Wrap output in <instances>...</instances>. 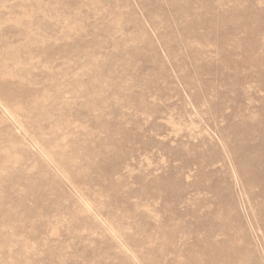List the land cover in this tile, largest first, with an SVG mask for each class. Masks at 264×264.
<instances>
[{"label":"rangeland","instance_id":"obj_1","mask_svg":"<svg viewBox=\"0 0 264 264\" xmlns=\"http://www.w3.org/2000/svg\"><path fill=\"white\" fill-rule=\"evenodd\" d=\"M0 264H264V0H0Z\"/></svg>","mask_w":264,"mask_h":264}]
</instances>
